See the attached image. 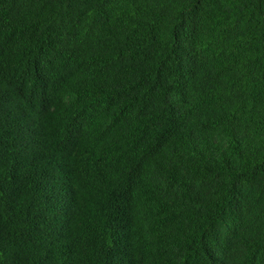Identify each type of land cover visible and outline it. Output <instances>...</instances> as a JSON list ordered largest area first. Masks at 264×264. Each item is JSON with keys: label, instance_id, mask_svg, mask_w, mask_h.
Instances as JSON below:
<instances>
[{"label": "trees", "instance_id": "obj_1", "mask_svg": "<svg viewBox=\"0 0 264 264\" xmlns=\"http://www.w3.org/2000/svg\"><path fill=\"white\" fill-rule=\"evenodd\" d=\"M0 264H264V0H0Z\"/></svg>", "mask_w": 264, "mask_h": 264}]
</instances>
